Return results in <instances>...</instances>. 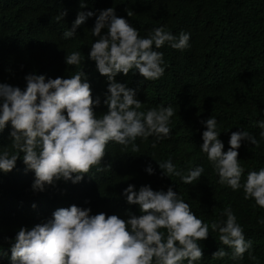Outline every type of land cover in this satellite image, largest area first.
<instances>
[{
    "label": "trees",
    "instance_id": "16d2710c",
    "mask_svg": "<svg viewBox=\"0 0 264 264\" xmlns=\"http://www.w3.org/2000/svg\"><path fill=\"white\" fill-rule=\"evenodd\" d=\"M0 0V83H8L23 90L26 74L48 78H67L75 72L85 73L91 96L100 97L94 112L107 111L103 103L107 91L106 77L96 69L88 57L96 15L113 7L118 17L125 18L146 36L154 27L164 25L178 34L190 33L189 47L176 50L167 44L159 49L166 67L162 77L144 80L138 71L117 73L115 80L135 90L142 102L141 111L157 105L172 106L170 135L157 141L154 137H137L133 145L109 141L99 166H92L79 182L59 179L33 190L34 171L28 169L18 156L8 172L0 171V264H10V244L20 227L30 229L51 218L54 210L76 205L89 208L90 214L104 212L126 219L127 213L139 215V206L129 204L122 190L129 184L135 189L148 185L154 191L169 187L190 205L191 210L206 223L221 218L226 207L236 215L244 230L245 239L252 241L251 254L245 252L240 261L230 258L231 249L219 242L218 232L209 228L206 239L200 240L203 257L197 264H264V208L254 200L244 199L243 189L233 191L218 183V176L200 152L203 120L214 116L218 139L228 150L233 131H249L259 141L252 145L242 140L238 159L245 169L241 182L249 170L264 167V139L256 121L264 120V0ZM66 12L61 20L56 17ZM78 11H92L77 26L76 35L65 39L62 34L72 27ZM132 15L128 16L127 12ZM102 32L105 30L102 29ZM80 51L84 59L80 65H67L65 56ZM176 113V114H175ZM227 129V130H226ZM10 123L0 131V149L11 147ZM171 157L178 169L187 171L202 165L204 172L198 180L184 184L179 177L162 174L157 161ZM151 165L153 172H146ZM97 167L100 168L97 171ZM75 175V174H73ZM35 205V207H33ZM7 238V239H6ZM223 247L229 255L213 259L212 253Z\"/></svg>",
    "mask_w": 264,
    "mask_h": 264
},
{
    "label": "clouds",
    "instance_id": "9594fccd",
    "mask_svg": "<svg viewBox=\"0 0 264 264\" xmlns=\"http://www.w3.org/2000/svg\"><path fill=\"white\" fill-rule=\"evenodd\" d=\"M80 7H84V0ZM65 14L61 11L57 21ZM93 15L92 11H78L63 38L74 37L77 26ZM91 35L96 39L90 44L88 57L108 82L103 101L106 112H94L100 97L91 96L81 68L67 78L47 81L42 74H26L23 90L0 83V131L10 123L11 147L15 150L10 153L7 147L0 149V171L13 169L22 152L24 164L34 171L33 190L42 191L45 184L61 178L79 182L92 166L101 164L109 141L125 147L132 144L136 152L138 146L133 142L137 137H154L155 147L157 141L171 133L172 106L157 105L141 111L142 102L136 98L135 90L114 78L117 73L133 70L144 80L159 79L166 64L163 53L156 49L167 44L182 51L190 46V33L181 30L173 34L161 25L140 36L137 28L108 7L96 15ZM83 59L80 51L65 56L67 65H80ZM202 123L205 130L199 149L217 174L218 183L233 191L243 189L244 199H252L264 208V167L249 170L242 183L245 169L237 158L242 140L257 146L259 141L249 131H233L228 140L230 147L222 151L224 144L218 139L216 118L209 116ZM256 126L264 139V120L256 121ZM156 161L162 174L179 177L184 184L193 183L204 172L202 165H196L185 174L171 157ZM145 170L149 174L154 171L150 164ZM122 195L129 204L139 206V215L128 212L122 219L104 212L90 214L89 208L73 204L57 208L51 218L30 229L20 227L10 244V264H197L203 257L199 241L207 238L209 228L218 232L219 242L232 250L233 261L242 260L245 252L255 259L250 251L252 241L245 239L230 207L223 210L221 218L206 223L171 187L154 191L148 185L135 189L129 184ZM258 222L264 224V219ZM3 255L6 253L0 249ZM226 255L229 253L219 247L211 257L222 259Z\"/></svg>",
    "mask_w": 264,
    "mask_h": 264
}]
</instances>
